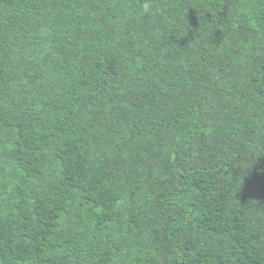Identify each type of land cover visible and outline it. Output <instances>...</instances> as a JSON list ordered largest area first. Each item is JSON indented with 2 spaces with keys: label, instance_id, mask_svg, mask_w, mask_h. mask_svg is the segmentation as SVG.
Returning a JSON list of instances; mask_svg holds the SVG:
<instances>
[{
  "label": "trees",
  "instance_id": "1",
  "mask_svg": "<svg viewBox=\"0 0 264 264\" xmlns=\"http://www.w3.org/2000/svg\"><path fill=\"white\" fill-rule=\"evenodd\" d=\"M0 264H264V0H0Z\"/></svg>",
  "mask_w": 264,
  "mask_h": 264
}]
</instances>
